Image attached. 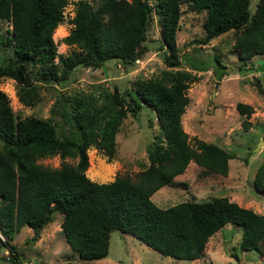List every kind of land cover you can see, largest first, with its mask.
<instances>
[{"label": "trees", "instance_id": "obj_1", "mask_svg": "<svg viewBox=\"0 0 264 264\" xmlns=\"http://www.w3.org/2000/svg\"><path fill=\"white\" fill-rule=\"evenodd\" d=\"M69 0H0V18L11 21L13 59L0 61V76H9L21 85L18 99L36 103L35 82L28 67L38 66L41 80L66 83L76 66L101 67L108 59L123 64L140 58L152 12L160 25V49L168 66L157 76L141 78L135 94L125 101L119 88L93 85L90 91L76 90L70 100V113L77 132L59 134L51 117H17L9 97L0 89V233L12 264H23L16 244L11 242L23 227L37 230L52 220V212L62 214L60 228L82 264L107 255L110 233L121 229L138 237L157 251L176 258L194 259L202 255L208 238L226 223L241 227L240 247L255 249L264 256V213L239 204L226 195L190 199L159 206L151 195L173 183L190 161L201 167L200 175H227L234 154L203 138H190L181 116L190 98L187 88L199 78L180 64L176 32L181 3L205 10L202 23L209 39L233 29V47L238 57L247 59L264 51V0L254 12L249 0H100L92 6L77 0L74 14L67 20L72 27L62 40L79 49L57 52L53 32L63 21V7ZM55 58L56 61H55ZM216 67L226 66L214 57ZM219 78V76H218ZM155 111L159 130L147 147L148 165L133 174L118 173L112 180L97 181L86 174L87 149L95 147L111 157L116 150L115 135L127 111L136 112L142 104ZM51 106V111L57 109ZM236 109L248 117L254 108L237 101ZM243 127L250 122L245 118ZM64 160L60 166L39 160L51 155ZM74 158L75 161H65ZM253 185L264 193V161L257 167ZM36 231V232H35Z\"/></svg>", "mask_w": 264, "mask_h": 264}, {"label": "rangeland", "instance_id": "obj_2", "mask_svg": "<svg viewBox=\"0 0 264 264\" xmlns=\"http://www.w3.org/2000/svg\"><path fill=\"white\" fill-rule=\"evenodd\" d=\"M77 0H69L63 7L64 19L53 32L57 52L72 53L79 48L65 43L62 38L68 34L72 24L68 18L74 14ZM96 6L100 0H86ZM154 4L155 0H147ZM258 0H249L250 12L256 9ZM205 10H194L187 2L181 3L179 27L176 32L177 54L180 64L174 68L187 69L199 78L190 83L187 94L190 98L182 114V126L190 138L199 137L212 141L232 152L227 175L211 173L200 175L201 167L190 161L186 170L178 174L172 185H164L152 194L159 206L165 207L179 201L208 199L226 195L239 204L264 213V193L253 185L254 173L264 161V51L247 59L238 57L233 47L235 32L227 30L203 43L202 26ZM11 21L0 18V61L13 59ZM160 25L157 14L152 12L148 24L145 44L147 50L140 58L123 64L117 59L105 60L101 67L76 66L66 83L41 80L39 67H28L27 73L35 82L36 103L26 105L18 99L20 84L9 76H0V89L9 97L10 106L17 117L34 115L51 117L59 134L77 132L73 119L64 118L60 110L70 113L69 98L76 90L90 91L100 84L112 89L116 85L124 96L135 94L136 80L160 74L168 68L163 61L160 40ZM214 57L226 66V73L216 67ZM57 58H55L56 61ZM219 76V78H218ZM243 101L253 106L254 111L245 117L236 109V102ZM57 104L52 112L51 106ZM250 122L243 127V119ZM156 114L146 104L136 111H127L115 135L114 155H107L90 146L87 149L88 167L86 174L97 181H109L118 173H129L148 165L147 147L158 132ZM44 165L60 166L64 160L59 155H51L39 160ZM65 161L73 162L74 158ZM105 176V177H104ZM62 214L52 212V220L37 230L23 226L11 239L16 244L23 264H82L64 238L60 228ZM36 232V231H35ZM4 237L0 233V264H12L9 252L4 247ZM241 227L226 223L207 240L202 255L195 259L176 258L163 254L138 237L121 229L110 233L109 249L106 256L94 259L96 264H264V256L255 249L240 247Z\"/></svg>", "mask_w": 264, "mask_h": 264}, {"label": "crops", "instance_id": "obj_3", "mask_svg": "<svg viewBox=\"0 0 264 264\" xmlns=\"http://www.w3.org/2000/svg\"><path fill=\"white\" fill-rule=\"evenodd\" d=\"M181 117H182V116H181ZM181 121H182V120H181ZM189 163H190V162H189ZM189 163H188V164H189ZM186 168H187V167H186ZM185 170H186V169H185ZM185 170H184V171H185ZM184 171H183V172H184ZM183 172H182V173H183ZM179 174H181V173H179ZM177 175H178V174H177ZM177 175H175L174 178H175ZM174 178H173V182H174V180H176V179H174ZM166 185H172V183H171V184H166ZM163 186H164V185H163ZM151 196H152V195H151ZM151 198H152V197H151ZM194 259H195V258H194Z\"/></svg>", "mask_w": 264, "mask_h": 264}, {"label": "water", "instance_id": "obj_4", "mask_svg": "<svg viewBox=\"0 0 264 264\" xmlns=\"http://www.w3.org/2000/svg\"><path fill=\"white\" fill-rule=\"evenodd\" d=\"M261 141H264V137H263V139Z\"/></svg>", "mask_w": 264, "mask_h": 264}, {"label": "built area", "instance_id": "obj_5", "mask_svg": "<svg viewBox=\"0 0 264 264\" xmlns=\"http://www.w3.org/2000/svg\"><path fill=\"white\" fill-rule=\"evenodd\" d=\"M8 258H9V256H8Z\"/></svg>", "mask_w": 264, "mask_h": 264}, {"label": "bare ground", "instance_id": "obj_6", "mask_svg": "<svg viewBox=\"0 0 264 264\" xmlns=\"http://www.w3.org/2000/svg\"><path fill=\"white\" fill-rule=\"evenodd\" d=\"M105 177V176H104Z\"/></svg>", "mask_w": 264, "mask_h": 264}]
</instances>
